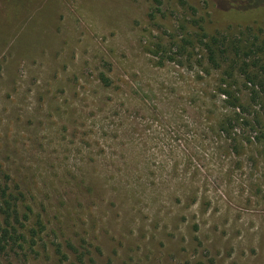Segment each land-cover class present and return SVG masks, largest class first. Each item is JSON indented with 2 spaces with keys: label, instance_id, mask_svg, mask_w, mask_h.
<instances>
[{
  "label": "rangeland",
  "instance_id": "obj_1",
  "mask_svg": "<svg viewBox=\"0 0 264 264\" xmlns=\"http://www.w3.org/2000/svg\"><path fill=\"white\" fill-rule=\"evenodd\" d=\"M17 1L0 0V175L45 232L0 264H264V93L200 39L264 38V0Z\"/></svg>",
  "mask_w": 264,
  "mask_h": 264
},
{
  "label": "trees",
  "instance_id": "obj_2",
  "mask_svg": "<svg viewBox=\"0 0 264 264\" xmlns=\"http://www.w3.org/2000/svg\"><path fill=\"white\" fill-rule=\"evenodd\" d=\"M17 3L21 5L19 0ZM258 8L256 1L242 3L236 12H243L239 15L250 16L259 12ZM261 35L262 31L257 32L251 27L241 32H218L213 35L206 34L203 29L200 32L201 44L208 64L214 69L223 70L224 76L230 80L236 75L242 77L245 86L253 87L254 96L257 94L254 89L264 93V38ZM101 82L107 87L112 84L104 74L101 75ZM224 82L228 83L226 80ZM230 87L228 84L227 88ZM222 94L232 100L228 101L231 106L236 107L238 100L227 89L223 90ZM220 128L226 133L230 132V129L222 127V124ZM29 204L25 191L19 186L14 187L10 175L2 173L0 175V253L14 250L21 245L20 242L27 243L28 239L33 245H36L37 239H41V235L45 232V224L42 220L36 225L31 222L30 214L34 211ZM37 227L41 229L38 231ZM19 248L21 249L22 246ZM58 252L60 254L61 250Z\"/></svg>",
  "mask_w": 264,
  "mask_h": 264
}]
</instances>
